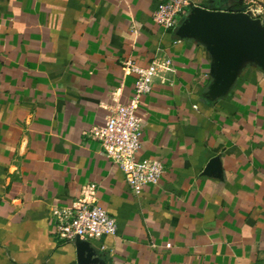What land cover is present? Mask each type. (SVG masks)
<instances>
[{
  "label": "crops",
  "instance_id": "obj_1",
  "mask_svg": "<svg viewBox=\"0 0 264 264\" xmlns=\"http://www.w3.org/2000/svg\"><path fill=\"white\" fill-rule=\"evenodd\" d=\"M163 1L0 0V264H78L51 212L90 186L118 224L100 264H264V67L217 92L209 46L154 21ZM192 1L264 25V0ZM154 61L138 156L165 172L135 192L93 132L132 97L127 64Z\"/></svg>",
  "mask_w": 264,
  "mask_h": 264
},
{
  "label": "built area",
  "instance_id": "obj_2",
  "mask_svg": "<svg viewBox=\"0 0 264 264\" xmlns=\"http://www.w3.org/2000/svg\"><path fill=\"white\" fill-rule=\"evenodd\" d=\"M192 4V0H164L153 14L154 21L163 28H172L187 16ZM247 9L245 12L254 18L262 13L258 6ZM163 67L156 61L146 67L128 63L127 68L137 76L132 97L127 103L117 104L107 115L105 124L93 132L100 140L102 154L120 168L127 184L135 192H140L148 184H158L165 172V165L160 159L138 156L143 147L142 99L152 91L154 78ZM92 191L90 186L88 192L69 205L52 209L54 234L59 239L74 242L80 236L92 242L117 233L116 218L89 198Z\"/></svg>",
  "mask_w": 264,
  "mask_h": 264
},
{
  "label": "water",
  "instance_id": "obj_3",
  "mask_svg": "<svg viewBox=\"0 0 264 264\" xmlns=\"http://www.w3.org/2000/svg\"><path fill=\"white\" fill-rule=\"evenodd\" d=\"M180 36H191L203 41L215 55L211 66L214 87L224 92L232 85L241 66L255 60L264 67V25L260 18L229 7L210 9L192 4L188 15L178 27ZM220 168V161L209 162L205 173ZM75 246L78 264H100L98 252L89 240L77 236Z\"/></svg>",
  "mask_w": 264,
  "mask_h": 264
},
{
  "label": "rangeland",
  "instance_id": "obj_4",
  "mask_svg": "<svg viewBox=\"0 0 264 264\" xmlns=\"http://www.w3.org/2000/svg\"><path fill=\"white\" fill-rule=\"evenodd\" d=\"M245 4V6L247 5V2L246 3H244ZM237 8H239V6L237 7Z\"/></svg>",
  "mask_w": 264,
  "mask_h": 264
}]
</instances>
